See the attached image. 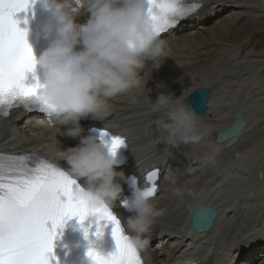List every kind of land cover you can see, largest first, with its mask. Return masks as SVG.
Returning a JSON list of instances; mask_svg holds the SVG:
<instances>
[{
  "label": "bare ground",
  "instance_id": "bare-ground-1",
  "mask_svg": "<svg viewBox=\"0 0 264 264\" xmlns=\"http://www.w3.org/2000/svg\"><path fill=\"white\" fill-rule=\"evenodd\" d=\"M202 1L183 33L176 28L160 37L163 56L138 70V85L108 101L105 116L111 117L96 122L127 132L136 170L161 167L154 213L141 235L153 247L148 264H178L195 253L200 264H232L231 257L237 264H264V51L250 49L252 34L264 32L263 0ZM203 87L213 93L209 114L198 117L207 133L196 143L164 141L151 102L172 92L186 104ZM238 118L247 126L237 141L230 147L217 143L215 133ZM94 119H81L82 128ZM66 128L13 116L0 123V149L36 151L68 166L61 150L77 144L75 137H63ZM199 204L220 208L213 230L203 235L189 228ZM213 246L207 257L210 250L203 249Z\"/></svg>",
  "mask_w": 264,
  "mask_h": 264
},
{
  "label": "clouds",
  "instance_id": "clouds-1",
  "mask_svg": "<svg viewBox=\"0 0 264 264\" xmlns=\"http://www.w3.org/2000/svg\"><path fill=\"white\" fill-rule=\"evenodd\" d=\"M42 6L51 13L43 34L55 35L39 57L34 55L44 70L40 94L49 106L39 122L47 127L65 125L66 135L81 136V119L104 120L108 101L138 85V70L163 56L164 41L149 19L146 0H42ZM83 13L88 20L80 23L77 17ZM150 111L164 141L173 145L196 143L207 133L182 94L161 92ZM119 147L113 149L111 137L100 134L81 136L78 145L61 150L69 176L83 181L73 195L90 207L112 208L119 200L123 188L117 177L125 176L117 170L123 163L117 155ZM126 202L132 213L126 218L127 229L137 233L132 240L143 248L148 241L141 235L154 213L151 197L145 188L134 187ZM12 231L11 224L0 220V236ZM181 264H200V260L189 257Z\"/></svg>",
  "mask_w": 264,
  "mask_h": 264
},
{
  "label": "snow or ice",
  "instance_id": "snow-or-ice-1",
  "mask_svg": "<svg viewBox=\"0 0 264 264\" xmlns=\"http://www.w3.org/2000/svg\"><path fill=\"white\" fill-rule=\"evenodd\" d=\"M147 5L149 19L160 34L175 28L200 7L197 3L187 4L186 0H147ZM29 6L30 0H0V112L4 115L15 106L31 109L26 102L31 97L39 102L41 112L49 107L37 91L41 85L24 83L25 73L34 70L36 62L26 30L18 26L15 14ZM101 135L109 132L102 131ZM110 137L113 149L126 144L120 135ZM157 174L158 170H152L146 176L149 186L145 190L151 198L157 193ZM78 187L67 172L53 163L26 155H0V220L13 226L9 235L0 236V264H52L56 227H62L73 216L82 222L89 214L111 223L116 241V250L108 255L89 247L87 255L92 264H143L139 248L125 233L114 211L90 207L87 201L73 195ZM62 196L67 199L62 200ZM122 203L126 206L127 202ZM214 215L211 207L198 208L194 225L210 226ZM84 232L87 237L88 229Z\"/></svg>",
  "mask_w": 264,
  "mask_h": 264
},
{
  "label": "water",
  "instance_id": "water-1",
  "mask_svg": "<svg viewBox=\"0 0 264 264\" xmlns=\"http://www.w3.org/2000/svg\"><path fill=\"white\" fill-rule=\"evenodd\" d=\"M263 5H264V0H263ZM209 95H210V93H209V90L207 88H202L198 91L192 92L189 99H188L187 106H189L191 109H193L198 116H203L207 113ZM245 124H246L245 121L237 120L234 124H232V126L230 128H228L224 131H221L217 134V137H216L217 141L218 142H224L226 140H229L227 146H230L231 144H233L235 142L236 138L238 137L240 131L245 126ZM222 134H226V135L224 136ZM208 207H211V206H204V207H199V208H208ZM211 208L215 210V215H214V219L211 220V222H210V226H205L203 228H197L194 225V221H193V227L197 232L207 231L213 226L218 212L215 208H213V207H211Z\"/></svg>",
  "mask_w": 264,
  "mask_h": 264
},
{
  "label": "rangeland",
  "instance_id": "rangeland-1",
  "mask_svg": "<svg viewBox=\"0 0 264 264\" xmlns=\"http://www.w3.org/2000/svg\"><path fill=\"white\" fill-rule=\"evenodd\" d=\"M215 20L212 21V22H215ZM180 35H181V33H180ZM176 37H179V35H177ZM256 37H258V38H256ZM252 38L254 40V43L256 44V42H257L258 44H256V45L252 44L250 46V49H254L255 48V50L257 49V50H261V51L263 50L264 51V32L263 31L257 32L255 35L252 34ZM236 42H238V41H235L234 43H236ZM255 69L257 70V68H255Z\"/></svg>",
  "mask_w": 264,
  "mask_h": 264
}]
</instances>
